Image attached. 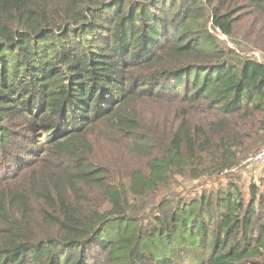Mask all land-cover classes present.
<instances>
[{"label":"trees","instance_id":"16d2710c","mask_svg":"<svg viewBox=\"0 0 264 264\" xmlns=\"http://www.w3.org/2000/svg\"><path fill=\"white\" fill-rule=\"evenodd\" d=\"M253 49L264 0H0V264H264Z\"/></svg>","mask_w":264,"mask_h":264},{"label":"rangeland","instance_id":"374dc122","mask_svg":"<svg viewBox=\"0 0 264 264\" xmlns=\"http://www.w3.org/2000/svg\"><path fill=\"white\" fill-rule=\"evenodd\" d=\"M211 33H214L211 24L208 27ZM242 31V30H241ZM215 34L217 35L218 39L224 42L227 46L234 48V44L227 39L224 35L220 34L218 30H215ZM234 42L243 43L245 40L240 38H234ZM248 47L253 48V44H249ZM246 55L256 58L258 61L264 62V52H260L256 49H253L251 52H248ZM101 146L97 151V158L100 160H105L112 158L114 154L117 152L113 146L105 142L100 143ZM251 157H247L244 159L241 164L238 166V169L234 170L233 173H236L240 179V183L243 185L244 189L247 191L248 187L251 183L259 184L264 182V164H257L248 161ZM127 169V167H126ZM191 187L193 190H196L197 187L192 186L191 182L181 181V186L176 188L178 193L188 194L187 191H191ZM195 187V188H194Z\"/></svg>","mask_w":264,"mask_h":264},{"label":"built area","instance_id":"2783aa9c","mask_svg":"<svg viewBox=\"0 0 264 264\" xmlns=\"http://www.w3.org/2000/svg\"><path fill=\"white\" fill-rule=\"evenodd\" d=\"M248 161L257 163V164H264V148H262L253 157L249 158Z\"/></svg>","mask_w":264,"mask_h":264}]
</instances>
